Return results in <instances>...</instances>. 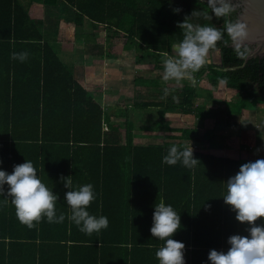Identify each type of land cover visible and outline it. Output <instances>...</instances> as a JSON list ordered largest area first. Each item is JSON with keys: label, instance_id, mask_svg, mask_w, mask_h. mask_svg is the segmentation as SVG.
<instances>
[{"label": "trees", "instance_id": "16d2710c", "mask_svg": "<svg viewBox=\"0 0 264 264\" xmlns=\"http://www.w3.org/2000/svg\"><path fill=\"white\" fill-rule=\"evenodd\" d=\"M29 1L25 5L21 0H0V168L11 172L14 164L31 160L41 180L59 193L56 211L65 219L49 222L42 218L29 227L19 220L10 198L0 196V264H158L155 251L162 241L152 237L149 228L153 205L161 198L180 212L182 228L173 238L184 242L186 264H209L210 249L226 251L230 235L247 234V225L235 220L222 195L228 177L252 159L195 150L193 155L200 161L195 169L162 162L172 144L187 147L185 141L198 140L195 129L175 130L161 124L167 111L197 113V88L186 82L171 85L160 77L135 76L136 87H166L168 93L160 100L154 93L147 101L134 100L132 107L156 108L155 129L180 133L163 137L160 144L136 145L133 122L127 115L121 122L111 120L112 115L61 60L43 21L29 11L34 1L47 12H65V20L75 28L91 30L76 35L83 44L92 42L88 51L106 58L123 52L138 59L153 56L158 68L171 44L182 38L176 21L193 9L209 8L208 0H172L171 6L167 0ZM174 7L181 12L173 14ZM212 23L223 28L225 18H213ZM44 27L55 28V23H44ZM98 28L104 32L102 45L95 39ZM231 43L232 37L225 33L217 49L210 50L218 51L219 61L206 63L195 77L212 86L222 82L241 94L234 104L240 115L248 103H264V56L244 64L251 47ZM14 52L28 56L20 61L13 58ZM210 136L209 132L203 135L215 145ZM67 176L74 188L93 185L96 198L88 211L107 216V228L85 234L69 219L63 199L67 189L60 179ZM205 205L211 207L205 211Z\"/></svg>", "mask_w": 264, "mask_h": 264}, {"label": "clouds", "instance_id": "9594fccd", "mask_svg": "<svg viewBox=\"0 0 264 264\" xmlns=\"http://www.w3.org/2000/svg\"><path fill=\"white\" fill-rule=\"evenodd\" d=\"M169 6L172 0H167ZM243 0H208L209 8L193 9L176 21L182 38L171 44V51L165 53L163 60L164 81L188 80L195 82L194 74L208 63L210 50L217 49L225 33L234 40L245 35L247 25L238 10ZM173 14L181 8L171 9ZM233 14H236L233 19ZM199 17L208 23L194 22ZM213 18H225L224 27L212 23ZM14 59L24 61L28 53H12ZM168 89H164L167 95ZM167 165L181 164L187 169H195L200 161L193 155L191 143L187 147L172 144L162 157ZM67 191L63 199L70 212L69 219L81 232L92 234L108 227V217L93 215L88 211L89 204L95 200L96 193L91 183L72 187L71 176L60 178ZM226 192L222 195L223 203L235 214V220L247 225V234H233L227 238L226 251L210 249L207 254L209 264H264V156L250 160L239 166L238 171L224 182ZM5 186L7 189L5 191ZM0 196L10 198L19 220L29 227L33 222L46 218L49 222H61L63 213L57 215L56 202L59 193L46 185L37 174L31 160L14 164L12 171L0 168ZM211 205H205V211ZM259 218V223H256ZM152 222L149 232L152 237L162 241L155 251L158 264H186L185 244L174 239V233L182 228L181 215L171 204L161 198L153 205Z\"/></svg>", "mask_w": 264, "mask_h": 264}, {"label": "crops", "instance_id": "0c3cea01", "mask_svg": "<svg viewBox=\"0 0 264 264\" xmlns=\"http://www.w3.org/2000/svg\"><path fill=\"white\" fill-rule=\"evenodd\" d=\"M77 38L79 37H72L73 40L76 39L78 42H80L79 40L80 38L79 39ZM59 41H60V38L58 39V42ZM81 42H82V38H81ZM57 50H58L60 58L61 56L66 55L64 54L65 52L62 50L61 47L58 46ZM69 54L70 55H66V56H68L67 57L69 59L68 62L70 63V67L73 71V75L76 81L92 95V97L96 100L97 103L101 105V107L104 110H106L110 115H112V118H111L112 121H116V122L123 121V119L118 120V118L116 117L118 114L120 115L121 110H122V109H119L120 108L119 103L124 104L121 108H124V110H126V115L131 114L130 105H127L128 104L127 99L132 98V94L129 95V93L134 92V89L136 90L138 89L140 90V92H142L141 90L147 89V88L142 87V86L136 87V85L134 84L135 76L141 75L145 77L144 73H140V72H136L132 75L133 85L131 87V90L129 91V89L127 88V84H126L127 78L126 77L129 74V70L134 67V65L130 63L129 57L127 58V54L129 53L123 52L121 54H118L115 58L103 57L102 55H99L96 51L85 52L83 50L82 51L80 50L78 52L72 51ZM149 58H152V57L147 56L144 59H138V58H135L133 54V59L135 60V62L139 61V64H137V66H142L143 65L142 63L145 62ZM198 80L200 84H197L196 88L200 92V95L198 96L196 100L202 103L208 100H210L209 102L211 101L213 102L212 103L213 105L211 106L212 110L207 111L209 112V114L206 112L205 105H202V107H200V109L197 110V113L195 112L192 114H183V113H179L176 111H167L164 114V117L162 118L163 120L161 124H163V126H166L170 129H183L181 128V126L178 127L176 125V122L180 119V117L183 116L181 118L185 120H188V118L194 117L196 119V122H201L203 124L204 130L202 131V128L195 127L194 129L198 130V134L196 136L198 140L193 141V142L191 140L185 141L188 146L191 143V146L193 147V151L200 150L207 154H211V155L218 156V157L235 159V160L249 159L248 155H246L247 153L245 151L246 148L242 150L240 149L241 147H238L237 150L229 149L227 147H224V145L219 146V145L211 144L209 143V141L207 142L205 140V137H203L205 133L209 132L213 136L219 135V137H221L223 140L224 139L227 140V138H231V137L243 139L244 136L242 135L245 132L249 133L250 131L245 130L247 127L246 124L242 126L243 127L242 128L239 125L237 126V124L227 123L225 120H223V123L221 124L224 125L225 130L227 131H224V132L220 131L219 133L216 134L214 132L215 125H218L220 123H217L216 121H214V119H212V121L214 122L212 126H209L206 122L209 121L211 118H213L214 115H219V114L224 115L223 110H225V107L221 106V103L223 101H219L221 97L224 98L225 95L235 96L238 93H236L232 89L226 88L222 82L217 83L216 86L215 85L212 86L206 82L205 85L203 84L204 86H202L203 79H198ZM98 85L101 86L98 89V91L100 92L97 95H95L94 89L97 88ZM156 91H158V89L154 90L153 93H155ZM104 92H106V94ZM214 95H216V97H214ZM124 99L126 101L125 103H122ZM237 100H238L237 98L234 100V98L228 97V98H224L223 103L226 106V104L236 103ZM132 109H137V108H132ZM256 111L258 112V109L255 105L247 104L245 108H243L240 111V115H238L241 124L245 123L243 121L245 120L246 116H249V114L255 113ZM176 116L178 117V119H176L177 118ZM129 119L133 122L131 118ZM187 122L191 123L193 121L188 120ZM157 123H159V121ZM173 123H175V125ZM204 123H206V125ZM135 127L136 126H134L133 133L135 134L134 142L136 143V145L160 144L162 142L163 137L174 136L172 134L173 131L172 132L165 131L164 127H160L157 129L154 128L153 131H150L148 127L147 128L137 127V130L135 129ZM186 128L188 127H185L184 129ZM176 134L179 135L180 133L176 132ZM178 135H175V136H178ZM201 140H203L204 142H202ZM165 141L178 142V140H175V139H172V140L166 139ZM252 151H255L254 156L251 158L252 160L257 159L256 155L264 154L262 149L259 150L258 147H256Z\"/></svg>", "mask_w": 264, "mask_h": 264}, {"label": "rangeland", "instance_id": "374dc122", "mask_svg": "<svg viewBox=\"0 0 264 264\" xmlns=\"http://www.w3.org/2000/svg\"><path fill=\"white\" fill-rule=\"evenodd\" d=\"M22 2L25 3V5H27L30 1L29 0H21ZM30 13L36 18V19H40L43 21V29L44 31L47 33V37L48 39H52L53 43H55L56 48L59 46L62 48V50L65 52L64 54L66 55H70V52H78V51H88L90 45L92 46V42H90L89 44H83L81 42V38H77L80 40V42H78L76 39H72V37H76L77 34L79 33H85L86 31H90L91 30H87V29H78L75 28L74 25L70 22H68L67 20H65V12L62 13V11H55L54 13H52V11L49 10V12H47L46 8H44V6H42L41 3L39 2H31V5L29 7ZM44 23L49 24V25H53L55 23V28L52 27H44ZM95 39H96V43L98 45H102L104 42V32L102 30V28H98L97 30H95ZM60 38V41L58 42V39ZM57 41V42H56ZM61 56V60L67 65L70 66V63L68 62V56ZM129 57V61L130 63H132L134 65V67L132 69L129 70V74L127 75V88L129 89V91L131 90L132 87V78H133V74L136 72H140V73H144L146 78L149 77H160V81H164L162 79L163 76V62L160 63V66L154 67L155 65V60L154 57L151 56L152 58L147 59L145 62H141L143 65L142 66H137V64H139V61H136L133 59V53H129L127 54V58ZM219 61V53L218 51H214L211 53V55L208 57V62H213V63H217ZM136 66V67H135ZM131 68V67H130ZM195 76V74H194ZM166 83H170L171 85H175V84H181V82H186L187 84L193 85L194 87L197 86V84L199 83V80L195 77V82H190L188 80H182L180 82H176V81H165ZM205 81H203L202 86L205 85ZM204 84V85H203ZM101 86L98 85L97 88L94 89L95 91V95H97L100 91H98V89ZM166 88V87H165ZM102 89V88H101ZM152 88H147V89H143L141 90L142 92H140V90H136L134 89V92H130L129 95L132 94V98L127 99L128 104L130 105V115H127L129 118H131L133 120V124L135 127V129L137 130V127H145V128H149L150 131H153L155 126V121L159 120V116H158V110L156 108H148V109H143V108H138V109H132L133 107V101L137 100L138 102L141 101H147L149 99H152L151 95L153 94L154 90H151ZM158 89L157 92L154 93V95L157 96V99H161V97H165L167 95L164 94V90L162 87H158L156 88ZM168 89V88H167ZM103 91V90H101ZM151 91V92H150ZM161 91H163V93H160ZM159 92V93H158ZM106 94V92H104ZM198 94L200 95V92L198 91ZM241 96V94H236L235 96H226L224 98H234V100L237 98H239ZM214 97H216V95H214ZM224 98H220L219 101H223L224 102ZM232 100V99H231ZM125 99L122 101V103H125ZM204 101V100H203ZM205 101V102H199L195 99V103L194 105H197L196 107L200 108L202 107V105H205V109L206 112L208 110H212L211 106L213 105L212 101L209 102ZM214 101V99H213ZM221 103V106L225 107V110H223L224 115H214L213 118H211L209 121H207L206 123L209 126H212L213 122L216 121L217 123H220L218 125H215V130L214 132L217 134L220 131L224 132L227 131L225 130V127L223 124V120H225L227 123H231V124H237V126L239 125L240 127L244 126L245 124L247 125L246 127V131H250L249 133L245 132L242 136H244L243 139H238V138H227L226 139H222L221 137H219V135H215L213 136L211 134L210 136V142L215 143V145H221L223 144L224 147H227L229 149H234L237 150L238 147H241L240 149H244L246 148V155H248V158L251 159L254 154L255 151L254 150L256 147H258V149H262V151L264 152V103H257V104H251V105H255L258 109V112L256 111L255 113H251L249 114V116L245 117V120L242 123L239 120V116L236 114L237 113V109L235 108L234 104H226V106L224 105V103ZM215 103V102H214ZM250 103H248L249 105ZM120 108L121 110V114L117 115L116 117L118 118V120L123 119V115H126V110H124V108H121L124 104H120ZM117 107V106H116ZM119 107V106H118ZM202 109V108H201ZM223 109V108H222ZM209 114V112H207ZM177 117V116H176ZM183 117V116H181ZM176 122V125L178 127L181 126V128H185L188 127L186 129H194L195 127L197 128H202V131L204 130V126L201 122H196V119L193 118H188V120H192L193 122L188 123V120H185L183 118H181ZM178 119V117L176 118ZM212 119H214V121H212ZM200 121V120H199ZM206 123H204L206 125ZM175 125V123H173ZM223 125V126H221ZM243 128V127H242ZM176 130V129H175ZM173 130V135H178L176 134V132ZM197 134H198V130ZM253 132V133H252ZM257 135V136H256ZM197 136V135H196ZM207 139V138H206ZM202 142H204L203 140H201ZM208 142V140H206ZM205 141V142H206ZM242 143V144H241ZM240 150V151H241ZM256 158H260L263 155H256ZM259 156V157H258Z\"/></svg>", "mask_w": 264, "mask_h": 264}, {"label": "water", "instance_id": "95a60500", "mask_svg": "<svg viewBox=\"0 0 264 264\" xmlns=\"http://www.w3.org/2000/svg\"><path fill=\"white\" fill-rule=\"evenodd\" d=\"M238 14L247 25V32L235 40L232 38L231 46L251 47L244 59L245 64L251 58L264 56V0H243Z\"/></svg>", "mask_w": 264, "mask_h": 264}, {"label": "built area", "instance_id": "2783aa9c", "mask_svg": "<svg viewBox=\"0 0 264 264\" xmlns=\"http://www.w3.org/2000/svg\"><path fill=\"white\" fill-rule=\"evenodd\" d=\"M104 128L106 129V126H104Z\"/></svg>", "mask_w": 264, "mask_h": 264}, {"label": "flooded vegetation", "instance_id": "af4514ba", "mask_svg": "<svg viewBox=\"0 0 264 264\" xmlns=\"http://www.w3.org/2000/svg\"><path fill=\"white\" fill-rule=\"evenodd\" d=\"M240 9L238 10V13H239Z\"/></svg>", "mask_w": 264, "mask_h": 264}]
</instances>
